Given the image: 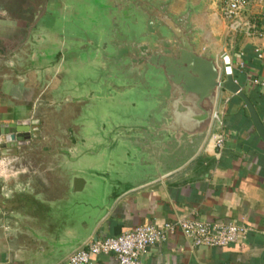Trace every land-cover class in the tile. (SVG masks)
Returning a JSON list of instances; mask_svg holds the SVG:
<instances>
[{"label":"crops","instance_id":"0c3cea01","mask_svg":"<svg viewBox=\"0 0 264 264\" xmlns=\"http://www.w3.org/2000/svg\"><path fill=\"white\" fill-rule=\"evenodd\" d=\"M220 1L207 0L209 31L231 58L233 78L264 124V94L252 82L264 77V10L258 3L250 9L258 17L260 33L232 32L219 13ZM54 2L65 8V0H0V130L2 125L19 128L25 120L32 123L43 113L62 111L49 94L53 75L35 70V42L45 33L38 35L36 22L54 14ZM40 77L48 78L43 86ZM216 109L223 116L226 134L220 154L210 145V136L216 131L211 125L201 149L184 166L125 192L102 213L81 209L75 204L76 197L67 195L70 174L59 165L62 143L57 139L62 137H55L53 152L50 146L42 148L49 160L42 170L45 174L9 184L0 181V264H66L90 240L181 217L234 222L249 231L228 246H194L176 230L147 248L140 256L143 264H264V141L236 94L220 89ZM39 120L37 136L17 130L15 140L10 141L0 133L5 136L0 150H9L7 155L0 153V161L19 158L22 148L40 140L43 126ZM0 169L2 177L13 179L17 174ZM24 184L30 192H20L18 187ZM60 201L62 220L45 217L43 210L50 209V204L57 209ZM90 264H116V259L113 254L93 256Z\"/></svg>","mask_w":264,"mask_h":264},{"label":"water","instance_id":"95a60500","mask_svg":"<svg viewBox=\"0 0 264 264\" xmlns=\"http://www.w3.org/2000/svg\"><path fill=\"white\" fill-rule=\"evenodd\" d=\"M88 3V9L94 12L87 15L94 22L86 30L84 41L76 36V21L66 25L69 14L56 3L54 14L38 20L43 22L40 26L36 23L38 35L45 33L34 46L35 70L53 75L48 84L53 105L61 107L62 100L78 105L77 115L70 121L78 129L67 127V142L60 148L59 163L70 174L67 195L76 197L77 206L105 212L125 192L184 166L206 140L220 89L242 100L264 141V124L234 80L231 58L209 31L207 0ZM52 17L62 19L59 29L50 25ZM42 26L48 28L43 30ZM69 26L73 30L67 29ZM65 35L70 39L72 56L68 58L66 49L62 51ZM81 55H87L84 64L93 63L95 70L84 68ZM45 78L38 79L40 86L46 83ZM120 92L132 95L131 110L121 118L106 114L107 121L94 119L93 113L84 112L89 106L80 107ZM29 124L31 120H25L22 127L18 124L19 128L15 124L2 125L0 133L10 141L15 140L17 130L26 133L36 129L37 136L39 125ZM1 149V154H9L8 149ZM18 189L30 192L27 184ZM59 205L53 209L50 204V209L43 210L45 217L62 220V201ZM29 241L35 243L34 238Z\"/></svg>","mask_w":264,"mask_h":264},{"label":"built area","instance_id":"2783aa9c","mask_svg":"<svg viewBox=\"0 0 264 264\" xmlns=\"http://www.w3.org/2000/svg\"><path fill=\"white\" fill-rule=\"evenodd\" d=\"M257 3L264 10V0H221L219 13L230 31L243 30L248 35L258 34L260 33L258 17L250 13V9ZM252 82L264 94V77L254 78ZM212 125L215 126L216 131L210 136V145L215 154H220L226 134L223 130L224 119L218 109H215ZM4 137L0 135V145L7 138ZM7 165L9 166V159L3 158L0 166L5 168ZM176 230H179L194 246H228L249 231L247 227L234 222L206 221L195 217H181L161 225L145 223L115 236L90 240L75 250L68 257L66 264H90L91 257L107 254L115 256L116 264H143L140 256L147 248L166 240Z\"/></svg>","mask_w":264,"mask_h":264},{"label":"rangeland","instance_id":"374dc122","mask_svg":"<svg viewBox=\"0 0 264 264\" xmlns=\"http://www.w3.org/2000/svg\"><path fill=\"white\" fill-rule=\"evenodd\" d=\"M55 2L54 4H56ZM66 2L68 4L65 10H67V13L69 14L65 17V19L67 18L66 25H68L71 21H76L78 25L76 36L81 38L82 41H84L85 37L87 36L86 30L91 29L92 22H94V20L91 19L92 16H89V14L87 15V13H91L94 11L88 9V0H66ZM61 22L62 19L60 21L57 20L55 17H52L50 20V25L53 27L55 25V28L59 29V25L61 24ZM36 23L37 26H40L43 22L38 21ZM67 29L73 30L71 26L67 27ZM68 41H70V39L65 35L64 41H62V51L66 49V51L64 50V53L67 58L72 56L71 52L68 49ZM81 56L83 57L82 63L83 65H85L84 63H86L87 55ZM220 65H222V61H220ZM84 68H86V70H95L93 63H89V66L85 65ZM129 94L120 92V94H116L113 97H108L107 100H104L103 98H96L93 100V102H90V104L83 103L80 107L85 109L87 108V106H89L84 112L87 115H91L88 112L93 113L94 119L104 118V121H107L108 118H105L106 114H109V116H113V118H121L122 116H124V114L131 110L132 105H130L129 99L132 97V95L130 94L129 96ZM77 106V103L72 104L71 102L62 100L61 113H43L41 115L43 127L41 129L40 140H34L28 148H22L21 155L19 156V158H11L9 160V166L7 165V167H5L6 173L12 170L17 172V174L14 175L12 179L9 177H2L1 174L3 173H1L0 181L2 183L9 184L13 182V180H15V182L18 180L23 181L27 178L32 179L33 177L38 176L39 174H45L42 170L48 167L47 165L49 164H47V162L49 160L45 155L47 151H43L42 148L50 146V152H53L55 147L54 140H56L55 137H62V139H57V142H61L63 144V142H67V127L71 126L74 130L78 129V125L74 123L72 125V123H70V121H72L73 118L77 115ZM36 115L37 114H35L34 116ZM60 148L61 147H59L58 152H60Z\"/></svg>","mask_w":264,"mask_h":264},{"label":"flooded vegetation","instance_id":"af4514ba","mask_svg":"<svg viewBox=\"0 0 264 264\" xmlns=\"http://www.w3.org/2000/svg\"><path fill=\"white\" fill-rule=\"evenodd\" d=\"M36 10H37V12L39 11L37 8H36ZM40 118V117H39ZM37 120H39V119H37ZM42 120V118H40V120H39V122ZM36 124H38L39 125V123H37V122H33V123H31L30 124V126H32V125H36ZM38 131V130H37ZM30 132H32V135H35V132H36V129H33V130H31ZM34 133V134H33Z\"/></svg>","mask_w":264,"mask_h":264}]
</instances>
